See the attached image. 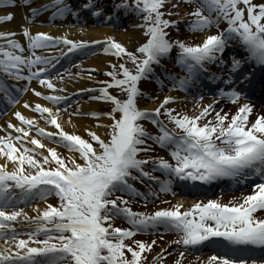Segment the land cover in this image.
Returning <instances> with one entry per match:
<instances>
[{
    "label": "snow or ice",
    "instance_id": "6c2138e0",
    "mask_svg": "<svg viewBox=\"0 0 264 264\" xmlns=\"http://www.w3.org/2000/svg\"><path fill=\"white\" fill-rule=\"evenodd\" d=\"M33 4L0 0V22L11 21L14 13L7 9L17 6L27 9L29 25L45 12L49 23L68 16L80 22L88 10L106 22L120 15L134 18L141 40L129 49L112 36L73 40L22 25V43L15 32L0 31V103L6 105L0 113L19 104L26 92L38 98L22 105L36 115L17 109L18 123L0 126V264H164L167 249L149 260L157 241L136 239L164 232L175 233L170 244L184 249L173 264H182L185 251L203 248L213 253L200 264H264V114L250 119L249 99L256 80L264 83V0H110L107 8L99 0H84L79 8L66 0ZM189 5L184 16L190 19L184 20L181 10ZM181 24L187 32L203 33V39L190 43L173 35ZM90 45L115 58L104 71L107 79L96 81V69L80 62L73 65L76 72L57 69L72 54L88 55ZM212 65L219 73L210 71ZM85 77L99 87L68 91L65 81ZM33 81L42 90L32 87ZM142 81L169 92L212 84L217 99L202 107L197 103L191 115L170 106L177 99L173 95L155 108H141L142 98L156 99L142 90ZM81 94L107 110H82L73 100ZM221 100L235 104V112L217 109ZM80 117L94 121L84 126L86 138L76 130ZM153 145L170 160L150 155ZM225 179L230 190L249 185L252 190L228 202L196 200L188 207L161 199L177 189L208 194ZM156 201L166 206L148 211ZM134 202L145 210H133ZM116 219L128 226H115Z\"/></svg>",
    "mask_w": 264,
    "mask_h": 264
},
{
    "label": "rangeland",
    "instance_id": "374dc122",
    "mask_svg": "<svg viewBox=\"0 0 264 264\" xmlns=\"http://www.w3.org/2000/svg\"><path fill=\"white\" fill-rule=\"evenodd\" d=\"M81 3L78 2V0H70L68 3H73L72 6L74 8H79L80 5L84 2V0H79ZM99 3L102 7H110V0H99ZM191 5L186 6L185 9L181 10V17L184 18V20H188L190 19V17H186L184 16V11L185 10H191ZM84 14H87L88 16L90 15V13L88 12V10H83L82 11ZM172 19H179L176 16L171 17ZM133 21H136L134 18L132 17H125L123 15H120L119 18H117V22L116 24H108L106 22H97L96 25L93 27L95 28H104V29H109L111 30L109 32V35L114 37L117 41L124 43L129 49L133 48L136 46V42H134V44H129L128 41H132V38L129 37H123V35H126L129 31V29H132V25L134 24ZM137 22V21H136ZM77 25H83L80 23H75ZM132 24V25H131ZM85 26L87 25H91V24H84ZM224 25H221V27H223ZM216 29H211V32H215ZM211 32L209 34H211ZM173 35H178L179 38L186 40L187 42L190 43H199L203 38H200L201 35L204 36L203 33H192V32H187L184 29V25L181 24L180 26V32L179 33H173ZM89 40H92L91 38ZM141 40V39H140ZM139 41V40H138ZM89 55L91 56H97L99 55V49L96 52H90ZM115 59V58H113ZM108 69V68H107ZM175 70H177L176 68H174ZM104 71L105 70H97L96 72L93 73V75L95 76L96 81H103L105 79H107V77L104 75ZM142 88L143 91L146 92L149 96H153L156 97L155 100L153 99H149V98H142L139 101V106L141 108H155L164 98L165 95H172V93H167L164 90H159L157 86H154L151 81H142ZM90 87H99V85L97 83L92 84ZM87 87V88H90ZM167 93V94H166ZM184 94V93H183ZM85 96H88V94H84ZM178 101L174 102L173 104H171V107H174L177 111H181V112H187L188 114H194V112L197 110L196 109V105L197 103H199V105L202 107L205 104H209L212 103V100H207L204 102H197L195 100L192 99L191 95L185 93L183 96H178ZM214 99V97H213ZM89 99H87L85 102H88ZM44 102V101H42ZM45 103V102H44ZM102 107H100L99 110H107L108 105L104 104L103 102H100ZM142 104V105H140ZM224 111L229 112V114L234 113L236 110V105L230 103L229 107H225L223 108ZM35 114V113H34ZM88 118V117H87ZM255 115H251L250 119H254ZM90 119V118H89ZM92 120V119H90ZM94 123V121H93ZM145 125V122H143ZM69 130V129H66ZM80 134V133H79ZM82 136H85L86 138V134H80ZM52 146L57 147V150L61 153H65L66 149H64L63 147H59L57 145L52 144L51 142H49ZM150 155H161L164 156L165 158L168 157V159H170V156L168 155L167 151H166V156L162 153L157 151L156 149L153 148V151L150 153ZM250 191H245L244 193H249ZM240 193H236V194H223L221 196H214L211 199H216L219 198L222 202H228L229 200L232 199L233 196H239ZM165 197H168V201H170L171 203H176V202H180L182 203L185 207L190 206L191 204L194 203V201L190 200L188 197L185 199H181L178 200V196H171V195H162L161 199L164 200ZM166 205L161 204L159 201H156L154 204L153 203H149L147 205V210L148 211H152L154 208L156 207H165ZM133 210L136 211H144L145 207L143 206L142 203H133L132 204ZM115 226H121V227H127L128 225L122 220L121 222L118 220H115L114 222ZM162 235V238H161ZM136 239H141V240H146V241H151L153 239H155L157 241V243L153 246V250L152 252L149 254L148 258L149 260L151 259V257L153 255H155L156 253H159L161 251L162 248L167 249V252L169 253L168 255H166L165 260H164V264H173V261L175 259L178 258V253L179 251H184L183 248H178L177 245L175 244H170L171 241L177 239V236L175 233L173 232H164V233H157L155 235L152 234H138L136 236ZM213 252L212 251H196V250H187L185 251V255L184 258L182 260V264H200V261H206V258L208 256H210ZM199 258V259H197Z\"/></svg>",
    "mask_w": 264,
    "mask_h": 264
},
{
    "label": "bare ground",
    "instance_id": "6f19581e",
    "mask_svg": "<svg viewBox=\"0 0 264 264\" xmlns=\"http://www.w3.org/2000/svg\"><path fill=\"white\" fill-rule=\"evenodd\" d=\"M49 0H34V7L39 6L42 3H48ZM8 11H12L14 13V17L11 21L9 22H5L0 24V31H12L16 33V39L20 40L22 43L25 40V38L23 37V35H21V26L25 25V26H29L31 31L33 33L37 32V31H45L50 33L53 36H63V35H67V37L69 39H73V40H89L90 38L92 40H102L103 38H105L106 36H110L109 32L111 30L109 29H104V28H95L93 27L94 23L93 21L97 20V17H94L90 14V16H87L85 14H80V22L78 23H87V24H91V25H77L75 24V22L77 21L76 19H74L72 16H68L65 19L62 20H57L55 22L49 23L48 22V16L50 15V13L45 12L42 15L36 17V19L29 25L27 24V21L25 19H23V13L24 8H20L19 6H17L16 8H11V9H7ZM27 11V9H26ZM82 21V22H81ZM102 21L104 22V20L102 19ZM133 23H136V21H133ZM132 25V24H131ZM132 29H129L128 33L126 35H123V37H129L132 38V41H128L129 44H134L135 41H138L141 39V34H140V30L135 29L133 27H131ZM81 29H83V31H81ZM204 36L201 35L200 38H203ZM97 45H90L89 51H92L94 47H96ZM44 54H54V53H48L45 52ZM80 56L77 54H72L69 57H67L66 59H61L59 64H57V69L60 70L61 72L64 69H69L72 72H76L77 68L73 67V65L77 64V62L82 63V65L85 68H94L97 70H106L108 68V61L110 59L114 60L113 57L107 56L105 54H103L101 51L99 52V55L97 56H87L84 55V57L79 58ZM10 83H12L10 81ZM23 83V82H21ZM67 87H68V91L69 92H73L75 91L77 88H87L90 87L92 84H94L95 82L92 80L87 79L86 77L83 79H80L78 81H74V82H68L65 81ZM33 87H36L37 90H42L40 89L39 85L36 83H33ZM24 95H22L23 97ZM175 96V95H173ZM38 98H36L35 96H33L30 93H27L24 98L23 101L28 100V101H36ZM41 103H44L42 101H39ZM142 105V104H140ZM73 107H75V105H73ZM80 107L82 110H99L100 107H102L100 102L97 101H90V102H82L80 103ZM17 109H19L22 113H24L25 115H36L26 109H24L22 107V104L17 105L13 112L16 111ZM13 112L11 114H9L8 116H6L3 121L0 123V126H4L6 124V122H8L9 120H11V122L13 124H16L17 122L15 121V119L13 118ZM41 126L46 127L47 130H52L50 126H47L44 124V122L41 120L40 121ZM93 124V120H90L87 117H80L77 119V132L78 134H85L84 132V126H88ZM66 129H69L68 131H72L71 127H67ZM103 129H98V132H102ZM1 135H4L3 133H0ZM34 133H30V135H33ZM40 138V137H37ZM43 143L48 144L49 146H52L48 140H42ZM2 162V161H0ZM167 199V197H166ZM50 202H54L51 201ZM28 211H30V209H26Z\"/></svg>",
    "mask_w": 264,
    "mask_h": 264
}]
</instances>
